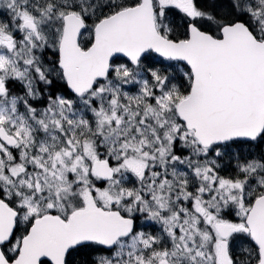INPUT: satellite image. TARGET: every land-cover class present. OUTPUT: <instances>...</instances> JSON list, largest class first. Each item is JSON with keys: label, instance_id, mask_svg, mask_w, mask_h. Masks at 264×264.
<instances>
[{"label": "snow or ice", "instance_id": "1", "mask_svg": "<svg viewBox=\"0 0 264 264\" xmlns=\"http://www.w3.org/2000/svg\"><path fill=\"white\" fill-rule=\"evenodd\" d=\"M0 264H264V0H0Z\"/></svg>", "mask_w": 264, "mask_h": 264}]
</instances>
